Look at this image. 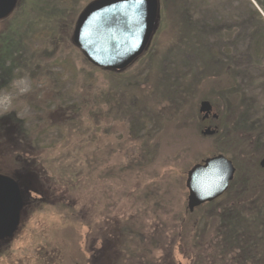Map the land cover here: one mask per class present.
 Returning <instances> with one entry per match:
<instances>
[{
	"label": "rangeland",
	"instance_id": "rangeland-1",
	"mask_svg": "<svg viewBox=\"0 0 264 264\" xmlns=\"http://www.w3.org/2000/svg\"><path fill=\"white\" fill-rule=\"evenodd\" d=\"M92 1L16 0L0 20L14 60L2 63L0 49V88L14 74L37 81L0 116V174L24 201L0 264H244L206 206L189 211L186 179L224 154L241 174L218 203L264 204L263 0H158L147 49L116 72L73 42ZM230 87L240 90L233 104ZM204 100L218 119H203ZM231 111L234 123L243 116L244 147L229 141ZM208 126L217 133L202 134Z\"/></svg>",
	"mask_w": 264,
	"mask_h": 264
},
{
	"label": "water",
	"instance_id": "water-1",
	"mask_svg": "<svg viewBox=\"0 0 264 264\" xmlns=\"http://www.w3.org/2000/svg\"><path fill=\"white\" fill-rule=\"evenodd\" d=\"M16 0H0V18L8 16ZM159 15L158 0H94L78 16L73 42L89 61L114 71L129 67L147 49ZM203 119L219 118L213 105H200ZM218 131L208 126L204 135ZM264 167V158L261 161ZM236 166L229 157L217 154L195 164L187 173L188 209L213 202L223 196L235 178ZM24 207L19 183L0 174V240L10 238L19 227Z\"/></svg>",
	"mask_w": 264,
	"mask_h": 264
},
{
	"label": "trees",
	"instance_id": "trees-1",
	"mask_svg": "<svg viewBox=\"0 0 264 264\" xmlns=\"http://www.w3.org/2000/svg\"><path fill=\"white\" fill-rule=\"evenodd\" d=\"M262 6L264 8V0ZM259 17H260L259 19L263 22L261 15H259ZM8 43L9 44L7 46L6 45L0 46L1 50L3 49L4 46L6 47V49H3L2 51L4 54H6V55L2 54V58H1L2 63L6 61L5 60L6 57L7 59L14 61L11 55L12 54L11 39H9ZM212 56L213 55L208 54L207 60L212 59ZM9 69L7 67L5 68V66H2V70L8 76L11 74L10 72L11 69L10 70ZM219 93L222 92L219 91ZM226 93L228 96L225 95V97L227 98L229 103L232 102L233 104V101L237 98V96L239 99L240 90H238V88L230 87V89H228ZM232 114L234 113L231 111L230 122L232 129L230 128V136H229L230 140L229 138L228 140L231 142L232 139V141H234L236 144H239L241 147H244V145L249 144L250 140L248 137V133L243 132V130L245 129L243 116H239L240 119H239V123L237 124L233 122ZM234 163L237 167L239 162L235 160ZM240 174L241 173L237 174V176L231 183L230 188L225 194L230 195L233 191H237L235 188L237 183L240 182V178H239ZM234 194L237 195V193ZM204 206L207 207L205 214H206V221L209 223V226L213 227V221H215L216 227L214 228L215 229L217 228L216 229L217 232H221L220 229L225 230V232H223L225 240L223 241L224 245L222 247L227 246L231 249L235 247L236 249L238 248V250L240 248L241 251L240 253H238V255L242 253L240 256L243 258L244 264H246L247 261H251L252 264H264V204L259 202L258 204H255V206H252L251 208L245 206L246 207L245 209H241V208L228 209L223 207L224 205H220L218 203V200H216L200 206L199 208H197V210L201 209ZM217 226H219L220 229ZM250 241L253 243L249 245L248 243ZM243 245H246L247 248H245ZM261 245L262 248H260Z\"/></svg>",
	"mask_w": 264,
	"mask_h": 264
},
{
	"label": "clouds",
	"instance_id": "clouds-1",
	"mask_svg": "<svg viewBox=\"0 0 264 264\" xmlns=\"http://www.w3.org/2000/svg\"><path fill=\"white\" fill-rule=\"evenodd\" d=\"M37 81L31 77L19 76L14 74L7 87L0 88V116L16 110L14 105L20 97L33 93Z\"/></svg>",
	"mask_w": 264,
	"mask_h": 264
},
{
	"label": "flooded vegetation",
	"instance_id": "flooded-vegetation-1",
	"mask_svg": "<svg viewBox=\"0 0 264 264\" xmlns=\"http://www.w3.org/2000/svg\"><path fill=\"white\" fill-rule=\"evenodd\" d=\"M4 18H5V17H4ZM4 18H0V20H1V19H4ZM210 117H212V114H210L208 118H210ZM208 118H206V119H208ZM20 188H21V187H20Z\"/></svg>",
	"mask_w": 264,
	"mask_h": 264
}]
</instances>
